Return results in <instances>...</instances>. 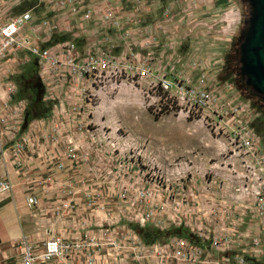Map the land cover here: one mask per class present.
I'll use <instances>...</instances> for the list:
<instances>
[{
	"label": "rangeland",
	"instance_id": "rangeland-1",
	"mask_svg": "<svg viewBox=\"0 0 264 264\" xmlns=\"http://www.w3.org/2000/svg\"><path fill=\"white\" fill-rule=\"evenodd\" d=\"M25 9H31L38 17L54 15L51 19L56 22L57 29L45 38L46 42L41 40V45L70 40L81 50L105 51L109 48L115 55L124 54L129 58L134 53L141 56L148 52L144 41L147 37L151 43L150 36L155 34L152 47H161L162 52L159 61L154 59V62L152 58V66H164L160 71L168 79L179 76L192 82L196 79V72L199 74L200 71L194 69L197 67L190 61H206L209 63L206 69L209 84L226 95L225 101L248 100L252 111L248 126L257 133L264 149V112L261 110L264 108V97L246 86L238 73V43L249 10L246 0H139L134 3L131 0H103L95 5V11L91 10L88 17L82 16V10H72V5L59 7L41 0H19L13 12ZM101 9L111 11L118 24L110 25L102 20L97 15ZM145 25L149 28L148 32L141 35L139 29ZM20 35L28 39L35 35L39 39L47 36L41 29L31 31L28 24L21 29ZM150 43L148 47H151ZM125 46L130 51L124 50ZM17 56L15 69L7 76L15 82L19 91L16 101L23 98L27 108L28 90L21 87L20 77H34L37 65L26 48L17 50ZM28 58L31 60L25 62ZM147 80L129 76L112 91L97 94L91 116L87 117L90 118L88 133L84 131L79 138L77 174L83 179L78 181L77 186L99 191L104 197L123 192L126 195L124 198L135 201H138L137 190L144 187L147 189L145 202L139 201L137 205L146 203L151 211L134 207L128 211L112 210L108 214L101 210L112 219L120 214L121 219L114 223L97 221L90 227L91 233L107 228V233L120 235L124 231L122 229L128 227L141 240L143 238L144 244L151 245L164 243L171 236L170 233H156L153 231L155 228L165 230L178 226V233L172 236L183 237L196 244L198 228L202 226H198L197 221L192 222L187 211L188 205L193 203V193L226 191L222 195L219 193L213 203L218 215L219 208L223 210V201L234 203L228 195L233 190V184L242 180L236 174L237 170L234 171L233 158L229 157L230 131L226 126L232 122L220 120L221 125L214 127L228 106L225 103L222 114L211 115L203 111L202 116H186L183 111L163 106L155 110L157 104ZM22 118L23 110L21 121ZM115 126H118L117 133L113 132ZM122 200V197L116 198L119 201L117 205ZM209 214L215 215L210 210ZM135 215L147 217L144 229L139 228ZM241 216L243 223L240 226H243L240 228L245 230L251 216L248 212H243ZM205 220L209 222L208 218ZM213 220L216 221L215 218ZM192 223L197 227L190 236L188 226H193ZM250 228L253 234L259 232L254 226ZM261 246L263 249L258 253L250 249V252L235 250L225 254L230 264H235L237 253H243L245 264H264V242ZM152 260L156 263L155 258ZM134 264L140 263L137 261Z\"/></svg>",
	"mask_w": 264,
	"mask_h": 264
},
{
	"label": "built area",
	"instance_id": "built-area-1",
	"mask_svg": "<svg viewBox=\"0 0 264 264\" xmlns=\"http://www.w3.org/2000/svg\"><path fill=\"white\" fill-rule=\"evenodd\" d=\"M102 1L41 0V2L59 7L72 5V10H82L83 17H88L91 10L95 11V5ZM131 1L139 2V0ZM97 15L110 25L118 24L117 17L109 10L101 9L97 11ZM52 17L54 15L35 16L31 9L11 13L0 23V59L8 53L24 48L36 57L37 71L44 86L43 98L51 101V110L47 116L52 121L50 138L58 140L61 136L63 156L72 163L80 160L78 157V148L81 145L79 138L83 136L84 131L88 133L87 122L90 118L87 117L91 116L97 94L100 91H112L121 80L129 76L135 75L137 78L148 79L147 83L152 86L157 104L155 110L163 106L172 110L178 109L179 112L183 111L186 116L189 114L202 116L203 111L218 115L222 114L226 103L229 116L233 118L231 119L233 127L228 140L229 157L244 156L239 159L243 172L236 173L242 180L233 184V190L228 195L234 203L229 201L227 204L230 210H236V203L243 200L241 213L248 212L251 218H255L259 232L250 236V245L252 252L258 253L264 242V149L261 148L257 133L248 126L252 113L248 100L227 99L225 101L226 95L221 90L207 85V76L203 72L199 73L193 82L183 77L168 79L160 70L151 69L152 56L149 52L141 56L134 54L128 58L124 54L123 56L115 55L109 48L105 51L89 48L81 50L70 40H62L45 46L40 44L41 39H28L27 36L20 35L21 29L28 24L31 31L41 29L47 38L52 31L57 29V24L51 19ZM144 43L146 44V41ZM5 70L8 74L11 73L8 68ZM16 104L17 113H21L25 104L24 99H17ZM2 106L1 101L0 107ZM209 113L205 114L210 116ZM214 125V127L219 126L217 122ZM117 129L118 126H115L113 132ZM101 135L105 134L101 133ZM22 146V141H17L12 148L14 152H17ZM55 168L62 170L63 161L56 162ZM47 179L51 180V176ZM82 179L83 177L77 179L72 176L65 179L63 192L66 196L62 192L61 197L58 198L54 207L55 215H62L73 209L74 203L70 195L77 187L78 181L81 182ZM10 188L9 179L6 176L0 177V193L9 191ZM137 193L138 201L124 198L126 195L123 192L113 194L110 201L114 200L115 207L111 210L128 211L130 208L137 207V209H147V212H150L151 209L146 203L137 205L139 201L145 202L147 189L140 187ZM100 194L99 191L93 192L87 187L82 190V195L87 199L86 206L91 209L104 210L109 214L111 210L106 206L109 196L104 197ZM121 197L123 200L117 205L119 201H116V198ZM25 201L27 206H33L36 205L38 199L35 194L30 193L25 197ZM209 210L213 214L218 211L216 205H211ZM223 210L225 211L224 208ZM236 213L240 214V212ZM124 218L128 219V217ZM120 219V214L116 216V219L106 214L101 221L114 223ZM134 219L139 226H143L147 217L135 215ZM93 222L96 224V221ZM89 224L90 221L85 218L79 221L78 226L82 228V232L76 242L58 234H51L39 245H34L22 235L19 238L20 253L12 264H77L73 260H68L71 249L76 248L79 249L77 254L81 264H114L115 261L117 264H133L139 261L142 255H149L155 258V262L160 263L180 259L186 264H196L206 261V254L212 249L217 250V256L220 257L216 264H230V259L225 252L231 249L233 238L227 232L198 228L196 244L190 243L186 238L171 235L165 239L164 243L146 245L130 229H125L122 234L114 238H98L97 235L88 232ZM106 229L101 231L104 236L107 235ZM104 246L110 248L101 250ZM128 250L134 253L133 260L130 262L123 257V253ZM235 264H245L243 253L235 254Z\"/></svg>",
	"mask_w": 264,
	"mask_h": 264
},
{
	"label": "crops",
	"instance_id": "crops-1",
	"mask_svg": "<svg viewBox=\"0 0 264 264\" xmlns=\"http://www.w3.org/2000/svg\"><path fill=\"white\" fill-rule=\"evenodd\" d=\"M18 2L19 0H0V23L9 17L13 9L17 7ZM131 16L134 17L135 14L132 13ZM147 29L149 28L146 25L141 27L139 29L140 34L142 35L143 32L147 33ZM32 38L39 39L37 35ZM45 38L43 37L41 40L46 42ZM150 38L153 42L156 39L155 34H151ZM152 42H148L146 37L147 51L153 53V56L151 55L153 60L159 61L162 48L157 46L152 47ZM149 43L151 47H148ZM126 48L127 46L124 47L126 51L130 49ZM124 50L122 53H124ZM16 57H18L17 51L8 53L3 59H0V102L2 101L3 105L0 107V177L6 176L11 183L9 191L0 193V264H12L17 259L21 250L19 238L22 235L34 245H39L43 239L51 234H58L65 239L76 242L82 232V228L78 226L82 218L90 221L87 230L91 233L90 227L95 225L93 221H101L105 215L99 209H91L86 206L87 199L82 195L83 186H77L70 195L71 201L74 203L73 209L66 211L62 215H55L54 207L64 190L63 183L65 179L68 176L74 178L75 176H79L77 174V163H72V161L63 156V141L60 140L61 136L58 138L59 141L50 138L52 121L47 116L33 118L23 129L20 127L22 112L17 113L16 111L17 104L16 98L14 97L16 85L7 76L8 72L5 70L8 68L12 72L15 69ZM190 63L194 64V67H197L194 69H199L200 73L203 72L207 76L206 69L209 63L203 60H191ZM150 67L153 71L164 68L160 64H155V66L151 64ZM198 75L196 72V77ZM206 83L211 87L208 77ZM229 118V112L225 110V113L218 121V125H221L222 121L220 120H225L226 122L232 121L231 119L233 118ZM232 127V124L227 123L226 129L230 131ZM17 141H22L23 146L17 152H14L12 146ZM242 157L233 158L234 167L238 173L243 172V168L239 162V159ZM60 160L63 161L64 168L62 170H56L55 164ZM49 176H51V180L47 179ZM79 177L82 178L83 176L80 175ZM223 192L226 191L219 192L220 195ZM30 193L36 195L38 199L36 205L27 206L25 197ZM219 193L210 190H205L201 194L193 193V203H189L190 205L187 208L191 216L189 218L193 219L192 222L197 221V225L202 226V228H209L214 232L229 233L233 238L230 252L235 250H246L250 252L252 248L250 245V236L251 234L253 235L250 227L254 226L259 230L255 218H251L249 224L246 223L245 230H241L240 227L243 226H240L243 223L241 216L243 200L236 203V210H230V206L227 204L228 202L223 201L222 204L225 211L219 208L220 213L211 216L209 214V208L213 205ZM63 195L66 196L64 192ZM212 195L214 196L212 197ZM107 196H109V199L112 197L111 194ZM111 202L106 201L110 210L115 207L114 202ZM94 211L98 213H93ZM235 212H240V214L235 215ZM96 216H100V218L97 219ZM206 218L209 219V222L205 220ZM196 227L194 224L193 226H188L189 233L194 232ZM125 229L129 228L124 227L122 230ZM101 231L102 229L96 232L93 231V233L96 234L99 232L97 237L102 239L117 236L109 233L104 236L101 234ZM106 232H109V230L106 229ZM245 236L248 237L245 238ZM109 248V246H104L101 250ZM78 251L79 249L77 248L71 249V255L68 260H73L74 263L81 264L79 255L77 254ZM133 256L134 253L130 250L123 253V257L128 259L127 262L132 261ZM205 259L206 261L196 264H216V262H219L220 257L217 256V250L212 249L207 252ZM139 263L158 264V262L154 263L152 257L149 255H142ZM114 264H117V262L115 261ZM161 264H185V262L179 259Z\"/></svg>",
	"mask_w": 264,
	"mask_h": 264
},
{
	"label": "water",
	"instance_id": "water-1",
	"mask_svg": "<svg viewBox=\"0 0 264 264\" xmlns=\"http://www.w3.org/2000/svg\"><path fill=\"white\" fill-rule=\"evenodd\" d=\"M246 1L249 10L238 43V73L246 86L264 97V0Z\"/></svg>",
	"mask_w": 264,
	"mask_h": 264
},
{
	"label": "trees",
	"instance_id": "trees-1",
	"mask_svg": "<svg viewBox=\"0 0 264 264\" xmlns=\"http://www.w3.org/2000/svg\"><path fill=\"white\" fill-rule=\"evenodd\" d=\"M30 61L31 59H26L25 62ZM33 62L35 65H37V68L35 69V74L34 77L28 78L27 76H22L20 77L21 79V87L26 88L28 90V107L25 108L26 104L24 105L23 109V118L20 123V127L23 129L28 122L35 118L42 117V116H48L50 110H51V101L48 99L43 98V93H44V86L43 83L40 79V76L38 74V63L36 57L33 55ZM19 92V91H18ZM17 92V89L15 91L14 97L17 98V95L19 93ZM23 99V98H22ZM262 112H264V108L261 109ZM144 226H139L140 229H144ZM156 233L159 234H165V233H170L172 235L173 233H178L179 229L177 227H170L165 230H159L155 228L153 230ZM190 236L191 233H189ZM142 238V237H141ZM143 240V238H142Z\"/></svg>",
	"mask_w": 264,
	"mask_h": 264
},
{
	"label": "flooded vegetation",
	"instance_id": "flooded-vegetation-1",
	"mask_svg": "<svg viewBox=\"0 0 264 264\" xmlns=\"http://www.w3.org/2000/svg\"><path fill=\"white\" fill-rule=\"evenodd\" d=\"M260 95V94H259Z\"/></svg>",
	"mask_w": 264,
	"mask_h": 264
}]
</instances>
